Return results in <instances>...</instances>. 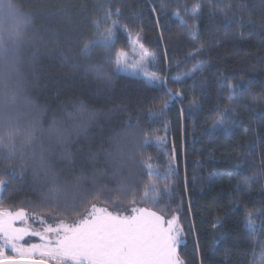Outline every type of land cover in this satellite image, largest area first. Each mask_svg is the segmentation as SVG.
<instances>
[{
  "label": "trees",
  "instance_id": "16d2710c",
  "mask_svg": "<svg viewBox=\"0 0 264 264\" xmlns=\"http://www.w3.org/2000/svg\"><path fill=\"white\" fill-rule=\"evenodd\" d=\"M24 3L37 29L62 49L75 50L89 41L106 52L116 75L113 91L97 94L82 76L66 75L57 59L45 57L40 99L55 105L81 95L96 104H126L152 138L147 147L154 169L149 175L146 168L145 175L155 177L159 187L145 201L121 204L107 195L90 197L85 209L67 218L35 210L29 185L8 171L0 211H23L54 225L82 221L93 207L123 216L144 209L176 218L182 229L177 252L183 264H264V0ZM112 21L118 26L106 44L105 30ZM130 38L155 53L148 71L166 81V88L158 87L155 79L148 85L117 73L118 54L128 51ZM197 60L204 67L195 79L183 77ZM177 76L183 78L176 81ZM230 88L235 99L218 126ZM169 89L179 95L165 108ZM156 137L164 139L158 144ZM86 147L83 140L73 145L78 155ZM170 166L174 173L164 179ZM249 215L256 231L247 225Z\"/></svg>",
  "mask_w": 264,
  "mask_h": 264
},
{
  "label": "clouds",
  "instance_id": "9594fccd",
  "mask_svg": "<svg viewBox=\"0 0 264 264\" xmlns=\"http://www.w3.org/2000/svg\"><path fill=\"white\" fill-rule=\"evenodd\" d=\"M45 57L57 59L66 75L82 76L97 94L116 87L104 50L89 41L62 49L37 29L24 0H0V183L11 171L29 185L35 210L67 218L97 195L121 204L151 200L159 187L145 175L152 138L132 110L81 95L55 105L41 100ZM81 140L87 147L78 155L73 145Z\"/></svg>",
  "mask_w": 264,
  "mask_h": 264
},
{
  "label": "snow or ice",
  "instance_id": "6c2138e0",
  "mask_svg": "<svg viewBox=\"0 0 264 264\" xmlns=\"http://www.w3.org/2000/svg\"><path fill=\"white\" fill-rule=\"evenodd\" d=\"M118 15V13H117ZM180 19L179 13L175 14ZM192 15L197 16V11ZM108 17L111 16L109 12ZM118 21H112V26L105 30L104 37L107 44L113 38ZM193 38H198L193 33ZM139 59L132 65L143 72L149 79H155L157 86L167 87L166 81H160L148 71L149 66L156 61L154 52L149 51L143 44H139ZM123 63L118 55L116 64ZM203 62L197 60L192 71L184 73L183 77L195 79V73L202 70ZM183 77H173L180 81ZM179 94H173L168 90V100L164 102L167 108L170 101ZM235 99V89L230 88L228 96L229 104L220 110L221 119L218 126H222L228 116V109ZM164 138L156 137L159 144ZM149 175L153 174L154 165L146 162ZM174 173L170 166L164 173L163 178L167 179ZM4 183H0V195L3 192ZM155 192L152 193L154 195ZM147 196V193H146ZM24 221V227H15V221ZM247 225L251 231H256V225L249 215ZM55 233V238H48L47 235H40L43 244L25 247L22 241L29 235V228L25 220V213L18 211L15 214L0 212V264H36L29 258L39 253L43 257L55 258L61 264H183V261L176 255L177 245L182 229L176 223L175 217L168 222V227H163V222L155 213L147 212L144 209L136 210L132 216H115L111 213L101 212L94 214L90 220H84L75 227L61 229L47 228L45 233ZM11 252L9 257L6 253ZM264 255V253H262Z\"/></svg>",
  "mask_w": 264,
  "mask_h": 264
},
{
  "label": "rangeland",
  "instance_id": "374dc122",
  "mask_svg": "<svg viewBox=\"0 0 264 264\" xmlns=\"http://www.w3.org/2000/svg\"><path fill=\"white\" fill-rule=\"evenodd\" d=\"M138 45L139 44H138L136 38H130L129 39V49H128V51L127 52H120L118 54L119 56H121V59L123 60V63L120 66H117V64H116V71H117L118 74H120L122 76L129 77V78H134V79H137V80H140V81H144L148 85H153V83H154L153 79H149L148 77H146L144 75L143 72L139 71L137 68L132 67V65L139 59V47H138ZM0 212L12 213V214L16 213V212H9V211H0ZM101 212L111 213L112 215H115V216L124 217L123 215H117L116 213L110 212V211L105 210V209L100 208V207H93L90 210V212L88 213V215L86 216V218H84L82 221H79V222L73 223V224L59 222V223H56L54 225H50V224L46 223L43 219L34 217V216L26 214L24 212L25 213V220L27 221V226L29 228V235H27L24 238L22 243L24 244L25 247L31 246L33 244H36V245L43 244L44 241H42L40 239V235H33L32 233H39L41 235H45L46 234L48 238L54 239L55 238V233H52V232L45 233V229L53 228V229H61L62 230L63 228H67V227H75L78 224H80L81 222H83L84 220L92 219L94 214H100ZM147 212H150V211H147ZM135 214H136V210L133 211L131 213V215H128V216H132V215H135ZM157 216H159V215H157ZM159 217L161 218V220L163 222V227L164 228H167L168 227V222L173 220V218L165 219V218H163L161 216H159ZM175 220H176V218H175ZM176 223H177V220H176ZM14 226L15 227H24L25 224H24V221H19L18 220V221H15ZM181 236L182 235H180V237H179V243L177 245V250H178V247L180 245ZM176 255L178 256V252H176ZM32 260H34V261H43V262L51 263V264H61L60 260L55 259V258H50V257H43L39 253H36L32 257L29 258V261H32Z\"/></svg>",
  "mask_w": 264,
  "mask_h": 264
},
{
  "label": "water",
  "instance_id": "95a60500",
  "mask_svg": "<svg viewBox=\"0 0 264 264\" xmlns=\"http://www.w3.org/2000/svg\"><path fill=\"white\" fill-rule=\"evenodd\" d=\"M35 262H36V264H48V263L43 262V261H35Z\"/></svg>",
  "mask_w": 264,
  "mask_h": 264
}]
</instances>
